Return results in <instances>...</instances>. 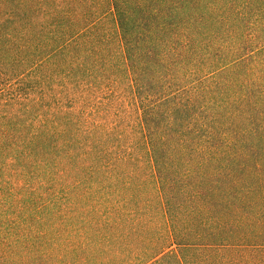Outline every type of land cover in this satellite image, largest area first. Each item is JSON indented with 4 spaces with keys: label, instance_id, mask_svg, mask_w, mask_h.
Listing matches in <instances>:
<instances>
[{
    "label": "trees",
    "instance_id": "16d2710c",
    "mask_svg": "<svg viewBox=\"0 0 264 264\" xmlns=\"http://www.w3.org/2000/svg\"><path fill=\"white\" fill-rule=\"evenodd\" d=\"M0 264H264V0H0Z\"/></svg>",
    "mask_w": 264,
    "mask_h": 264
}]
</instances>
